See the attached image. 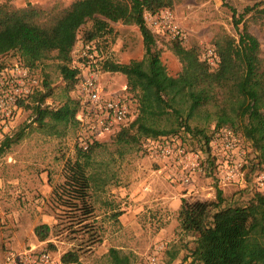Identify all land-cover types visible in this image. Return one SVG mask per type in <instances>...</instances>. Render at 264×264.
Listing matches in <instances>:
<instances>
[{
  "label": "trees",
  "instance_id": "1",
  "mask_svg": "<svg viewBox=\"0 0 264 264\" xmlns=\"http://www.w3.org/2000/svg\"><path fill=\"white\" fill-rule=\"evenodd\" d=\"M173 3L174 0H76L50 23L36 20L38 12L34 8L17 9L0 3V55L17 52L22 64L33 67L55 51L67 92L72 93L79 75L71 64L72 51L81 39V28L93 21L82 39L91 42L111 31V22L135 24L143 36L144 57L128 63L108 59L103 64L104 70L125 75L138 99L137 117L116 133V141L131 144L138 143L141 137L155 140L180 136L186 142L181 134L185 132L200 146V139L207 142L214 131L225 128L235 134L240 132L251 142L256 150L255 165L264 170V57L259 39L246 24L242 30L238 28L237 37L225 35L216 41L219 59L214 66L201 57L195 46L185 47L181 41H175L172 48L183 69L176 76L170 75L160 51L155 49V35L147 26L145 13H156ZM251 12L264 18V7L247 6L239 14L236 26ZM52 89L46 75L41 88L25 104L33 109L35 121L41 126L76 123L80 100L68 95L63 104L50 106L46 100ZM194 118L203 119L205 127L193 126ZM212 123L213 131L209 134L207 126ZM13 141V137H7L4 149ZM99 145L97 141L87 150L79 148L77 158L64 165V181L53 189L57 203L79 212L78 222L92 217L95 198L107 183L99 173L90 170L93 151ZM231 200L222 189L216 190L213 199L182 198L180 227L185 233L195 234V240L189 254L178 264H264V192L254 191L245 204ZM120 214L116 212L113 217ZM50 232L47 224L35 228L41 240L47 239ZM179 253L178 249L169 251V260L164 264H174ZM108 255L111 264H132L130 255L119 248L111 247ZM61 259L66 264L78 263L80 254L68 251Z\"/></svg>",
  "mask_w": 264,
  "mask_h": 264
},
{
  "label": "rangeland",
  "instance_id": "2",
  "mask_svg": "<svg viewBox=\"0 0 264 264\" xmlns=\"http://www.w3.org/2000/svg\"><path fill=\"white\" fill-rule=\"evenodd\" d=\"M74 1L0 0V3L17 9L34 8L38 12L36 20L50 23ZM255 4L264 7V0H174L172 6L158 12H171L184 31L183 39L174 38L164 28L154 30L146 19L155 35V49L160 51L168 73L176 76L183 69V63L172 48L175 41H181L185 47L195 46L205 59L207 50L216 47V41L225 35L237 37L244 24L259 39L264 57V18L251 12L239 27L236 26L239 14ZM92 25L93 21L89 20L81 28L77 45L83 42L85 29ZM110 29L99 37L106 60L128 63L144 57L146 51L139 26L118 21L111 22ZM56 54L51 52L31 67L41 80L47 75L53 89L46 102L53 107L63 104L68 95L76 97L75 92H67ZM15 62H24L17 52L0 55V66ZM101 78L109 90H119L127 82L122 73L104 69ZM35 118L33 109L25 106L14 127L0 132V258L8 247L20 248L39 241H45L59 259L68 251L79 252V262L68 264H111L108 255L111 247L130 255L132 264H151L153 255L158 257L157 264H164L169 260L168 252L174 249L180 252L174 261L178 264L189 254L195 234L181 229L179 210L173 206L164 207L157 199L163 190L172 187L179 190V195L187 192L186 186L172 182L167 177L168 168L153 160L149 148L154 139L141 137L138 143H119L116 132L99 141L100 145L93 151L90 170L99 173L107 183L95 198L92 217L78 222L79 212L57 203L53 199V189L65 179L66 161L78 156L81 127L78 122L41 126ZM191 123L205 127L201 118H194ZM213 126L214 123L207 126L209 134ZM19 133L22 137L16 139ZM181 134L186 143L197 148L196 139L185 132ZM236 135L242 145L254 149L240 132ZM9 136L15 141L4 149L3 142ZM215 169L213 175L208 171L196 174L194 190L182 198L213 199L217 189H222L229 200L236 201L240 195L248 198L249 193L239 183L224 182L220 171ZM116 212H121L118 218L113 217ZM41 224L51 227L45 240L35 233L36 226Z\"/></svg>",
  "mask_w": 264,
  "mask_h": 264
},
{
  "label": "built area",
  "instance_id": "3",
  "mask_svg": "<svg viewBox=\"0 0 264 264\" xmlns=\"http://www.w3.org/2000/svg\"><path fill=\"white\" fill-rule=\"evenodd\" d=\"M151 28H164L174 38L183 39L184 31L169 10L145 13ZM78 44V43H77ZM72 51V67L79 70L76 98L81 109L76 120L81 127L79 147L87 150L91 144L128 126L137 117L138 99L126 82L119 90H109L101 74L106 59L100 41L82 42ZM204 60L216 65V48H209ZM41 77L30 66L15 62L0 66V132L14 127L25 104L41 88ZM191 136V135H190ZM192 137V136H191ZM193 138V137H192ZM192 148L180 136L160 137L150 145V154L160 166L168 168V178L186 186V193L194 190L193 179L198 173L220 171L224 182L239 183L249 196L240 195L236 203L245 204L254 191L264 192V170L256 167V150L242 145L237 135L229 129L214 131L209 139ZM149 190V187H145ZM238 200H242L240 203ZM151 264L158 257H150ZM0 264H64L46 245L45 241L29 243L20 248L8 247Z\"/></svg>",
  "mask_w": 264,
  "mask_h": 264
},
{
  "label": "crops",
  "instance_id": "4",
  "mask_svg": "<svg viewBox=\"0 0 264 264\" xmlns=\"http://www.w3.org/2000/svg\"><path fill=\"white\" fill-rule=\"evenodd\" d=\"M186 195H188L186 192L179 195V190L176 187H172L168 190H163L157 199L159 204H162L164 207L173 206L176 210H179L182 203V196L184 197Z\"/></svg>",
  "mask_w": 264,
  "mask_h": 264
}]
</instances>
